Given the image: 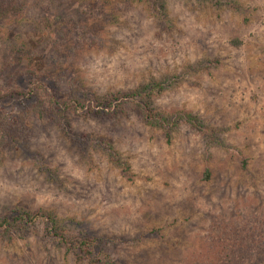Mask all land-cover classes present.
I'll return each mask as SVG.
<instances>
[{
	"label": "rangeland",
	"instance_id": "obj_1",
	"mask_svg": "<svg viewBox=\"0 0 264 264\" xmlns=\"http://www.w3.org/2000/svg\"><path fill=\"white\" fill-rule=\"evenodd\" d=\"M227 2L0 0V158L40 170L54 154L45 158L38 138L50 137L53 130L71 141L82 157L108 155L114 140L92 138L79 129L86 127L87 119L103 125L134 118L131 128L119 131L130 150L140 141L141 158L147 159H137L133 172L135 158L128 156L99 178L103 189L89 180L83 186L77 182L65 195L96 203L93 195L99 193L98 206L109 208L101 218L115 212L112 206L156 202L143 214L141 231L135 236L94 227L97 222L88 217L96 209L79 217H61L33 210L29 198L0 204V218L17 211L40 217L39 223L16 232L20 250L11 253L14 259L30 264L33 246L24 241L35 234L49 253L41 264H60L61 256L52 255L53 250L64 258L71 254L76 264L85 260L134 264L150 248L133 257L129 247L171 238L176 244L201 250L192 251L183 264H264V241L249 247L241 244L227 262L218 253L213 255L225 238L242 241L245 220H258L256 213L264 216L260 191L264 186V40L229 27L232 18L224 10ZM179 4L183 9L177 10ZM185 11L189 17L180 20ZM110 64L122 70L123 88L110 89L99 98L91 89L71 86L85 67L95 72ZM38 77L60 99L78 89L100 107L93 114L83 113V120L71 114L59 123L53 116L40 119L31 114L34 98L4 97L12 90L27 91ZM141 102L146 106L144 114L136 106ZM158 157L163 159L156 163ZM182 182L186 187L177 189ZM249 185L256 191L250 192ZM170 193L173 199L177 193L180 198L170 202ZM206 224L213 226L215 234L205 240L199 234ZM165 229L171 230V237ZM57 234L65 235L68 244ZM82 241L91 242L93 248H74L75 242ZM3 242L0 237V245ZM121 250L129 254L118 255ZM169 251L179 254L174 246Z\"/></svg>",
	"mask_w": 264,
	"mask_h": 264
},
{
	"label": "clouds",
	"instance_id": "obj_2",
	"mask_svg": "<svg viewBox=\"0 0 264 264\" xmlns=\"http://www.w3.org/2000/svg\"><path fill=\"white\" fill-rule=\"evenodd\" d=\"M176 8L177 10L183 9V4L177 5ZM224 10L226 16L232 18V23L229 25L230 28H239L246 31L251 39L261 36L262 40H264V0H228ZM189 15L185 11L179 19L184 20ZM209 18L214 20V16ZM243 21H248V24L244 25ZM180 26L183 27V25ZM123 79L122 70H116L112 64L108 65L106 69H98L95 72L89 71L85 67L71 86L75 88L83 86L96 92L97 97L103 98V94L109 92L110 89L123 88ZM73 112L74 115L80 116L82 120L85 118L83 115L84 109L77 112L75 111V106H73ZM134 123V118L123 124L108 122L103 125L92 119L86 120V127L80 128L79 131L86 132L92 138L103 137L115 141L108 155L91 153L88 158L82 157L81 153L73 147L71 141L64 139L58 130H53L50 137L38 138L39 143L44 148L45 158L48 153L54 154V159L47 165L40 166V170L32 166L24 167L18 161L13 163L5 158H0V204H15L19 199L29 198L32 202L33 210H38L41 214H58L61 217L73 215L79 217L80 213L86 210L96 209L88 217L89 220L97 222L93 225L94 227H104L111 232L135 236L137 232L141 231L140 226L143 224V214L153 208L155 201H149L141 205L138 200L134 205L112 206L116 209L115 212L101 218L102 213L109 212V208L98 206L99 193L93 195V200H96V203H93L92 200L69 199L65 195V190L73 188L77 182L83 186L89 180L98 182L99 187L103 189L104 184L99 181V178L109 173L113 169L114 164L128 156L135 158L132 160V164L133 172L136 171V160L147 159V156L141 158L144 148L140 147V141H135L136 149L130 150L128 140L119 131L121 127L131 128ZM72 127L76 130L78 125L74 123ZM211 151L216 153L217 150L213 148ZM153 153L156 154L155 149H153ZM160 159H163V157H158L156 163H159ZM22 167L23 170L21 171ZM163 167L164 165H161V168ZM169 170L174 171L175 169L170 168ZM197 170L199 171V169ZM111 174L114 175L115 172L112 171ZM139 182L138 180L134 181V183ZM172 183L174 184L175 181H172ZM182 186L186 187L182 182L181 185H177V189ZM249 189L250 192L256 191L250 185ZM77 190L79 189L77 188ZM260 191L264 195V186L261 187ZM173 195V193H170L168 199L174 203L175 199L180 197L177 193L175 194V199H173ZM200 203L202 204L203 201ZM261 211H264V209H261ZM256 216L259 217L258 220L248 219L244 221L247 224V229L241 234L243 237L242 241H236L230 237L225 238L219 247L213 250V255L218 253L219 259L227 262L233 258V253L241 244L244 247H249L264 241V231H261V229H264V216H261L260 213H256ZM39 222L37 220V223ZM3 231L4 242L0 245V264H9L10 261H12V264H23V262L14 259L11 255L12 252L20 250L17 247L20 242L17 239L15 230L9 229L5 225ZM165 231L171 237V230L165 229ZM209 234H215L213 226L206 224L205 231L199 235L206 240ZM38 239L33 234L30 240L24 241L25 244L31 243L33 246V256L30 264H41L45 257L49 255L48 252L43 251ZM8 241H11V243ZM173 246L178 251V255L169 251ZM146 247L150 248L149 253L142 259L136 258L134 264H183L184 259L189 257L192 251L197 253L201 251L199 248L190 249L186 244H176L174 238H171L161 239L158 243L152 245H140L138 248L129 247V253L134 257L136 252ZM37 249H40L39 254H36ZM129 253L121 250L118 255L125 256ZM52 255L61 256L60 264H76L71 254L64 258L61 253H56L53 250ZM236 259L239 258L236 257ZM83 264H90V260H85Z\"/></svg>",
	"mask_w": 264,
	"mask_h": 264
},
{
	"label": "trees",
	"instance_id": "obj_3",
	"mask_svg": "<svg viewBox=\"0 0 264 264\" xmlns=\"http://www.w3.org/2000/svg\"><path fill=\"white\" fill-rule=\"evenodd\" d=\"M11 95L20 98H34L36 100V104L32 106L30 110L31 114L39 117L40 119H43L46 116H53L59 123L65 122L69 119L71 114H74L73 106H75V111L78 112L81 109H84L88 114H93L94 109L100 107L99 104H94L93 98H89L86 93L81 92L78 89L72 90V93L68 96V98L60 99L58 93L55 92L49 85L45 84L40 77L37 78L35 83L30 86L27 91L20 89L12 90L10 93L8 92L5 94L4 97H9ZM142 102L136 106L138 110L144 114L146 106ZM99 114L100 113L97 112V115ZM39 218V216L26 211H17L14 212V216L8 215L2 217L0 218V237L4 239L3 229L5 225L9 229H14L16 233L17 231H23L28 227L34 226ZM57 235L62 243L68 244V240L65 235ZM74 245V248H78L80 251L93 248V244L89 241L75 242Z\"/></svg>",
	"mask_w": 264,
	"mask_h": 264
}]
</instances>
